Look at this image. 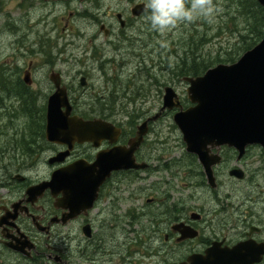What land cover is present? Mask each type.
Returning <instances> with one entry per match:
<instances>
[{"label":"flooded vegetation","instance_id":"obj_1","mask_svg":"<svg viewBox=\"0 0 264 264\" xmlns=\"http://www.w3.org/2000/svg\"><path fill=\"white\" fill-rule=\"evenodd\" d=\"M38 1L39 7L53 8L73 0ZM92 1L96 2V8L90 4ZM123 1L125 7L121 10L113 8L110 15L105 12L99 18L93 16L97 27L94 42L101 36L103 43L119 42L126 37V30L134 21L146 18L145 10L139 16L131 14L133 6L146 5V0ZM78 2L95 10L103 4L97 0ZM107 18L115 20L110 22ZM66 25L61 24L58 30L56 24L36 38H30L34 27L24 31L13 28L14 52L0 62V94L13 96L19 108L8 113V121L13 123L23 113L27 124L31 125L13 135L11 144L1 153L9 154L4 157L9 163L2 165L4 159L0 161V264H77L70 258L81 262L84 255L92 257L87 264H240V243L264 249V153H243L241 156L239 153H209L212 158L218 157V162L212 166L214 182L211 185L195 154L154 153L153 150L149 153L154 143H149V135L166 112L149 121L148 133L134 152L135 161L144 164L143 168L115 170L101 182L95 181L100 175H79L86 179L84 186L87 190L74 196H70L71 189L55 183L38 187L50 182L52 174L63 167L71 166L72 177L78 178V173L74 172L76 169L82 165L91 169L102 150L126 146L135 135L137 125L154 116L161 107L153 115L147 111L130 119L128 126L103 117L100 101H95L86 112L87 109L82 108L84 104L75 97L79 90L85 91L87 69H95L98 63L106 73L104 67L116 61L115 57L119 55H102L96 46L89 55L47 52L52 47L49 44L51 39H48L51 33L56 28L55 37L65 38ZM45 46H49L48 50L44 49ZM87 59L94 62L88 63ZM70 66L80 69L68 80L66 70ZM37 69L45 70L51 94L56 90V81L65 89L70 103L68 117L102 118L112 122L121 129L115 141L103 140L96 145L91 141L68 144L46 140L49 96L40 100L44 92L35 78ZM166 72L179 75L175 73L179 71ZM184 76L179 79L183 81ZM151 78L157 82L154 76ZM77 80L78 86L75 84ZM20 93L29 95L27 101L21 100ZM179 96L183 108L190 105L186 98ZM5 104L2 103V109ZM175 110L170 113L174 114ZM60 111L65 112L66 107H61ZM37 123L41 124L39 131ZM60 153L67 155L62 160H55ZM38 165L47 168L46 175L39 178ZM233 169L241 170L242 177L231 175ZM118 179L121 184H134L142 193L147 192L140 206L128 212L134 221L141 222L140 231L134 234L135 239L124 259L121 257L118 258L121 261L110 262L111 258L104 257L114 248L112 244L103 249V230L110 219V199L116 194ZM93 196L89 208L87 205ZM85 226H88L89 235L85 234ZM68 240L73 247L63 249L65 245H71ZM251 258V255L247 257L248 260ZM252 264H264V253Z\"/></svg>","mask_w":264,"mask_h":264},{"label":"rangeland","instance_id":"obj_2","mask_svg":"<svg viewBox=\"0 0 264 264\" xmlns=\"http://www.w3.org/2000/svg\"><path fill=\"white\" fill-rule=\"evenodd\" d=\"M78 1L73 0L68 4L53 6V8H43L39 7L41 4L38 0H0V62L14 52L15 47L12 45L13 38L11 37L13 28H20L24 31L28 27H34L30 38H36L37 35H43L52 26L57 24L59 30L61 24L66 23L67 28L64 32L66 39H57L55 37L57 29L55 28L48 38L52 42L49 43L52 45L51 50L49 46L44 48L46 50L49 48L47 52L51 53L89 55L94 52L93 49L96 46L100 54L119 55L115 57L116 61L111 62L107 68L104 67L106 73H103L98 63L95 69L88 68L86 82L84 81L85 91L76 92L75 99L84 104L82 108L87 109L86 112L89 111L95 101L97 103L100 101L103 117L107 116L111 121L126 123V126H128L130 119L136 118L141 113L148 111L153 115L157 111L161 106L162 89L165 86L174 87L177 93L185 96L186 83L176 78L175 75L166 72L171 71L169 65L174 66L179 57L183 56L184 50H188L190 46L197 44L198 46H195L200 57L211 58L216 55L223 57L226 51L235 48L233 45L239 38L238 31L243 33L245 28L240 16L234 22H229V16L226 13L228 11L235 13L236 6L234 3L230 0H213L219 11L210 20L197 19L191 24H181L162 34L153 31L147 19L142 18L132 23L131 27L126 30V37L119 42L103 43L102 36L97 42H94L93 37L97 27L94 24L93 16L99 18L98 16H103L105 12L110 15L113 12L110 11L111 9L121 10L125 7V3L123 0H97V3L103 2V4L100 7L97 6L98 10H95V1L90 2L94 8ZM107 20L113 22L115 19L107 18ZM16 36L19 35L16 34ZM244 52L240 50L233 62L238 60ZM87 62L93 63L94 61L87 59ZM218 64L230 63L221 61L210 67ZM71 67L66 70L69 72L68 80L76 73L75 71L80 69L77 66ZM146 72L148 75L154 76L157 82H154L151 76L147 77ZM35 78L40 82L39 88L44 92L40 95V100L41 98L45 100L51 94L45 70L37 69ZM77 81L75 84L78 86L79 80ZM3 96L0 99V161L4 159L5 155H7L6 158L9 155L1 153L11 144L12 136L21 133L27 126L29 128L31 126L26 122L27 117L22 115L20 119L15 120L16 122L10 123L8 121V113L19 108L16 107L17 102L13 96L7 97L9 95L6 94ZM2 103H7L4 109L1 108ZM165 112L149 135V143L154 141L153 148L149 149V153L151 150L154 153H186L181 133L173 122L172 114L170 111ZM222 153L236 152L232 148L225 147L222 149ZM245 153H264V149L254 145L248 147ZM8 163V160L4 159L2 165ZM46 173L47 168L38 165L37 177H43ZM259 181L262 179L260 178ZM141 191L134 184L127 186L121 184L119 179L117 181L116 194L110 199V219L106 222L103 230V249L112 246V244L114 248L110 249L104 257L105 259L111 258L110 262L124 259L135 239L134 234L141 229V222L134 221L131 216H128V212L134 211L140 206L142 198L147 192L142 193ZM67 242L71 245L67 244L63 249L73 247L70 240ZM134 249L132 247V250ZM121 257V260L118 259ZM90 258L92 257L84 255L80 259L81 262L73 258L70 260L77 264H87ZM135 261L138 262L139 260Z\"/></svg>","mask_w":264,"mask_h":264},{"label":"water","instance_id":"obj_3","mask_svg":"<svg viewBox=\"0 0 264 264\" xmlns=\"http://www.w3.org/2000/svg\"><path fill=\"white\" fill-rule=\"evenodd\" d=\"M255 1L264 10V0ZM144 10L145 4H138L132 8L131 13L139 16ZM182 79L187 82L185 92L190 106L183 108L175 89L165 86L159 112L137 125L135 135L126 146L102 150L91 169H85L84 165L76 169L74 172L78 173L77 177L84 174L91 177L100 175L95 181L101 182L112 171L143 168L144 164L135 161L134 152L148 133L149 121L174 109L177 110L172 119L181 133L185 151L197 156L211 185L214 182L212 166L218 162V157L212 158L209 153H220L222 146L234 149L240 156L250 146L256 145L264 149V25L261 39L235 62L218 64L201 75L184 76ZM55 86L56 90L47 101L46 140L68 144L74 141H91L96 145L103 140L110 143L115 141L121 129L112 122L101 118L83 120L77 116L68 117V96L57 81ZM64 106L66 111L61 112L60 109ZM66 155L67 153H60L54 159L62 160ZM71 169L68 166L55 171L50 182H44L38 187L44 188L55 183L71 189L70 196L85 192L86 179L73 178ZM230 174L242 177L239 169H233ZM94 198L95 196L91 197L87 205L89 208ZM84 230L89 235L88 226ZM263 253L264 249L259 246L240 243V264L257 262ZM249 255L252 256L250 260L247 259Z\"/></svg>","mask_w":264,"mask_h":264},{"label":"trees","instance_id":"obj_4","mask_svg":"<svg viewBox=\"0 0 264 264\" xmlns=\"http://www.w3.org/2000/svg\"><path fill=\"white\" fill-rule=\"evenodd\" d=\"M229 1V0H227ZM236 6L235 13L227 12L229 16V22H234L239 16L244 22V32L238 31V40L233 46L234 49H230L225 52L224 56L216 55L215 57L206 58L200 57L197 53V48L192 45L188 50L183 51V56H180L177 63L169 65L171 71H179L178 75L175 76L180 78L184 75H198L203 73L208 67L214 65L216 62L231 63L236 59V54L240 50L246 51L252 48L262 37L263 25H264V10L255 0H230ZM207 42V40H206ZM202 44V42H200ZM198 46V45H197ZM19 97L23 101H27L29 95L20 93ZM106 105V104H105ZM41 124L37 123L36 129L39 131Z\"/></svg>","mask_w":264,"mask_h":264},{"label":"clouds","instance_id":"obj_5","mask_svg":"<svg viewBox=\"0 0 264 264\" xmlns=\"http://www.w3.org/2000/svg\"><path fill=\"white\" fill-rule=\"evenodd\" d=\"M219 11L213 0H146V19L150 28L166 33L197 19L210 20Z\"/></svg>","mask_w":264,"mask_h":264},{"label":"bare ground","instance_id":"obj_6","mask_svg":"<svg viewBox=\"0 0 264 264\" xmlns=\"http://www.w3.org/2000/svg\"><path fill=\"white\" fill-rule=\"evenodd\" d=\"M9 22H10V21H9ZM11 25H12V24H11ZM147 25H148V24H147ZM151 31H152V30H151ZM19 36H20V35H19ZM43 37H44V36H43ZM46 40H47V39H46ZM41 41H42V40H41ZM44 41H45V40H44ZM39 42H40V41H39ZM39 44H40V43H39ZM39 44H38V45H39ZM45 44H47V43H45ZM43 45H44V44H43ZM48 45H49V44H48ZM39 47H40V46H39ZM44 49H45V48H44ZM101 50H103V49H101ZM48 51H49V50H48ZM97 51H98V50H97ZM38 52H39V51H38ZM102 52H103V51H102ZM45 53H46V52H45ZM64 54H65V53H64ZM73 55H74V54H73ZM102 55H103V54H102ZM71 68H72V67H71ZM75 69H76V68H75ZM7 71H8V70H7ZM175 73L178 74V72H175ZM171 74H172V73H171ZM180 74H181V73H180ZM180 74H179V76H180ZM172 75H173V74H172ZM148 76H151V75H148ZM169 76H170V75H169ZM173 77H174V76H173ZM176 78H177V77H176ZM0 99H1V98H0ZM107 99H108V98H107ZM28 102H29V101H28ZM108 102H109V101H108ZM27 104H28V103H27ZM106 104H107V103H106ZM29 106H30V105H29ZM23 108H24V107H23ZM28 109H29V108H28ZM108 109H109V108H108ZM23 110H24V109H23ZM25 110H26V108H25ZM104 110H105V108H104ZM19 112H20V111H19ZM22 114H23V113H22ZM22 114H21V115H22ZM21 115H19V116H21ZM19 116H18V117H19ZM13 118H15V116H14ZM13 118H12V119H13ZM19 119H20V117H19ZM21 119H22V118H21ZM16 121H17V120H16ZM16 121H14V122H16Z\"/></svg>","mask_w":264,"mask_h":264}]
</instances>
